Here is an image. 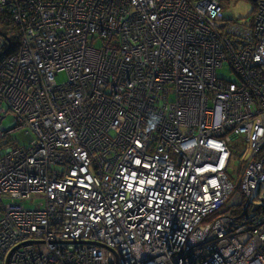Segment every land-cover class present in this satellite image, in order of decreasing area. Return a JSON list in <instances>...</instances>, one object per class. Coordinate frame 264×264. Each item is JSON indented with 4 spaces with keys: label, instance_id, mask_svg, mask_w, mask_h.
Returning <instances> with one entry per match:
<instances>
[{
    "label": "built area",
    "instance_id": "1",
    "mask_svg": "<svg viewBox=\"0 0 264 264\" xmlns=\"http://www.w3.org/2000/svg\"><path fill=\"white\" fill-rule=\"evenodd\" d=\"M232 1L0 0V264H264V0Z\"/></svg>",
    "mask_w": 264,
    "mask_h": 264
},
{
    "label": "rangeland",
    "instance_id": "2",
    "mask_svg": "<svg viewBox=\"0 0 264 264\" xmlns=\"http://www.w3.org/2000/svg\"><path fill=\"white\" fill-rule=\"evenodd\" d=\"M253 9L254 7H253V3L251 0H233L231 4L228 5V7L226 8V11L231 12L233 16H240V15H245V14L252 12ZM0 38H2L0 40V44H2L3 42H6L4 38V34L3 36L0 35ZM94 44L96 46L97 42H94ZM7 46L8 44L6 43L5 48ZM217 75L218 77L225 78L228 80H233V81L238 80L237 76L229 72V69L226 66H224L223 68H219L217 70ZM66 79H67L66 73L63 71L59 72L58 75L56 76V80L60 83L64 82ZM11 124H12V121L10 119H7L5 121V125H11ZM24 133H25L24 130H18L13 134V136L17 139L19 144L27 143V139L25 138ZM233 142L234 144H232V146L236 147V152L231 162V166L227 170V175L234 184H237L240 179V173H238L236 162L237 160H242L244 156H246V153L245 154L242 153V146L239 144L237 139H234ZM246 147H248V145H245V149Z\"/></svg>",
    "mask_w": 264,
    "mask_h": 264
},
{
    "label": "trees",
    "instance_id": "3",
    "mask_svg": "<svg viewBox=\"0 0 264 264\" xmlns=\"http://www.w3.org/2000/svg\"><path fill=\"white\" fill-rule=\"evenodd\" d=\"M245 15H240V16H235V17L241 18ZM0 32H1L2 36L4 34L5 40H7L10 43V45L11 44L13 46L16 45V43L20 37V27L14 23V21L12 20V17L5 11L4 12L0 11ZM3 49H5V46ZM236 163H237L236 167L238 168V171H240V169H242V166H243L242 161L237 160ZM229 210H230L229 207H223L219 211H217V213H215L213 215H218L220 213H224V212H227Z\"/></svg>",
    "mask_w": 264,
    "mask_h": 264
},
{
    "label": "water",
    "instance_id": "4",
    "mask_svg": "<svg viewBox=\"0 0 264 264\" xmlns=\"http://www.w3.org/2000/svg\"><path fill=\"white\" fill-rule=\"evenodd\" d=\"M0 35H2L1 32H0Z\"/></svg>",
    "mask_w": 264,
    "mask_h": 264
}]
</instances>
